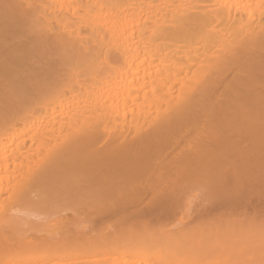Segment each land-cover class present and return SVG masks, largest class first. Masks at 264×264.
<instances>
[{"label": "bare ground", "instance_id": "1", "mask_svg": "<svg viewBox=\"0 0 264 264\" xmlns=\"http://www.w3.org/2000/svg\"><path fill=\"white\" fill-rule=\"evenodd\" d=\"M0 264H264V0H0Z\"/></svg>", "mask_w": 264, "mask_h": 264}]
</instances>
